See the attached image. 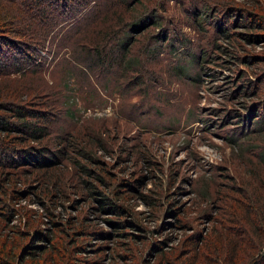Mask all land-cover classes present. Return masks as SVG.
I'll return each instance as SVG.
<instances>
[{"label":"rangeland","instance_id":"374dc122","mask_svg":"<svg viewBox=\"0 0 264 264\" xmlns=\"http://www.w3.org/2000/svg\"><path fill=\"white\" fill-rule=\"evenodd\" d=\"M218 3L227 7L225 12L216 9L214 0H138L128 9L113 11L114 16H103L96 25L97 40L111 38L112 49L118 51L117 42L126 32L132 41L124 68L115 66L116 59L111 69L94 68L95 76L83 58L57 52L56 47L47 58L0 61V88L5 92L0 103L36 112L41 118L33 120L46 125L50 137L43 143H22L14 140V131H0V139L7 148L32 145L36 169L61 166L67 171L65 212L82 220L86 216V230L104 234L80 237L91 245L82 257L103 264H144L143 256L156 239L165 240V250L171 248L173 256L185 252L198 236L215 241L210 234L214 225L221 232L224 227L232 230L244 248L253 244L264 251V239L244 214L247 206L264 237L256 201L257 194L264 198V0ZM153 8L158 17L150 23ZM117 12L124 13L126 23ZM1 13L7 12L1 8ZM231 13L262 26L233 27ZM9 15L0 19L1 28L12 27L8 22L15 20L14 13ZM20 25L29 34L33 31ZM241 34L260 38L248 42ZM38 51L45 56V48ZM236 52L254 58L245 65L232 56ZM79 150L96 161L90 168L103 180L95 181L96 189L121 205L139 228L122 230L138 237L127 241L114 236L107 220L117 216L91 207L97 202L81 189L76 175V165L86 164ZM21 168L29 172L33 167L24 163ZM36 169L32 174L37 176ZM20 178L21 189L29 184L39 191L37 181ZM127 179H136L131 183L144 198L125 191L121 182ZM32 199L28 196L18 205L32 210L34 226L44 229L45 215ZM237 218L243 223L236 224ZM16 223L24 228L22 221ZM117 240L132 248L143 244L141 256L136 254L134 261L113 258ZM208 249L206 255L217 262V254Z\"/></svg>","mask_w":264,"mask_h":264},{"label":"trees","instance_id":"16d2710c","mask_svg":"<svg viewBox=\"0 0 264 264\" xmlns=\"http://www.w3.org/2000/svg\"><path fill=\"white\" fill-rule=\"evenodd\" d=\"M137 1L0 0V19L3 17L9 18L11 16L9 12H13L15 17V20L9 19V27L12 25L10 29L0 27V61L2 58H13L12 61L20 63V58H47V55L51 52V48L56 47L57 52L63 50V53H68L74 58H83L87 61L91 66L90 68L94 76V68L111 69L116 59L118 62L115 66L124 68V64L129 62V60L125 61V58H129V55H126L129 50L128 46L132 41L127 36L128 32L121 36L123 38L119 43L117 42L121 51L113 50L111 38L102 36L100 39H96V25L98 21L102 20L103 16H114L116 12L113 11L117 9H128ZM214 1L216 9L220 8V10H224L223 12H225L227 7L224 8L222 5H219V0ZM1 8L7 12L5 15H2ZM156 8L158 9L159 7ZM161 9L162 11L165 10V8ZM117 13L120 16L118 17L119 20L124 21L123 24L126 23L124 13ZM24 17L27 21L35 24L39 32L32 29L30 24L24 20ZM155 17L158 16H156V9L153 8L150 23L155 21ZM231 17L235 21L233 27L245 26L249 29L252 27L258 29L262 26L261 23L253 24L252 22L248 23L249 21H243L241 15L234 14ZM20 23H25L26 27L33 31L29 34L27 31L21 30ZM222 30H225V27ZM131 31L135 32L136 30L132 28ZM241 35L248 42L256 41L255 39L260 38L259 36L250 34ZM15 37L17 38L14 39ZM40 41L46 47H43L44 44H40ZM43 48H45V56L40 57L38 49ZM232 56L245 65L252 61V57L254 58V56H240L237 52L233 53ZM256 58L257 56H255ZM105 63L108 64V67L105 66ZM1 81L2 78H0ZM256 85L258 86V83ZM4 93H2V89L0 88V100L5 95ZM1 111L8 113V116H3ZM9 115L20 119V121L15 119L17 122H10L8 117L11 116ZM35 118L41 117H38L33 110L25 108L24 105H15L11 108L7 103H0V131H6L8 133L14 131L17 133L14 136V140L17 142L37 141L43 143L45 139H50L47 126L37 123L33 120ZM18 147V144H15V147L7 148L2 143V139H0V264H41V262L42 264H103L94 258L88 260L86 256L82 257L81 255L82 252L88 251L87 248L91 246L90 242H84L80 239L81 236H86L88 233H91L94 238L97 236L101 237L104 234L97 231L94 233L87 231L86 216H83L82 220V217L70 215V213L67 214L65 212L66 204L64 201L66 200V196L62 189L66 184L67 171H64L61 166L41 167V170L36 169L38 168L37 163L39 162L35 161L37 159H34L37 157V152L33 149L34 147L32 145L24 146L23 148ZM79 156L85 159L86 164L76 165L72 163V165L77 166L78 174L76 173V175L81 180V189H84L88 196L97 202L96 205H91V207L95 211L99 209V211L117 216L114 220H107L114 230V236L117 235V237H122L123 239H127V241L131 240V237H138L132 231L126 233L122 230L125 228L139 230L138 226L131 221L129 214L126 213L123 207L96 189L95 181L103 180L95 173V167L90 168L91 163H96L95 159L91 158L82 150H79ZM24 163L31 165L33 167L32 170L29 172L21 171V165ZM35 169L40 172L37 176L32 174ZM23 176L30 177L28 181L30 183L37 181L39 191L35 192V190H32L29 184L21 189L20 177ZM85 176L88 177L87 180H85ZM141 178L139 177L137 179V184H140ZM131 181H136V179ZM131 181L129 179L123 180L121 182L122 187L128 193H133L134 196L140 197L141 193L137 192V184H133ZM28 196L33 198L31 200L32 202L40 205L45 215L44 223L47 225L44 229L34 226L36 216L32 210L18 205L21 200ZM141 196L143 197V195ZM257 198L256 201L259 204V210L263 214L262 219L257 220L259 223L264 221V198L259 194H257ZM259 200L260 203L258 202ZM46 203L49 204L46 205ZM77 203L78 199L76 198L71 205L77 207ZM238 205H240V202ZM171 206L172 204H170ZM242 208L244 206L240 207V209ZM248 209L246 206V213L244 214H246L249 223L254 227L258 238L263 241L264 237L260 234L261 232L256 222L252 219V215ZM122 216L124 218L120 219ZM16 221H22L24 228L21 229ZM235 223L242 224L243 219L240 220V218H237ZM216 228L214 225L210 230V234H213L215 241L212 240L211 242V240H205L204 237L198 236L197 240L195 239V242L191 243V247L185 252L173 256L172 253L174 252H170L171 248H169V251L165 250V240L159 241V239H156L150 245L148 254L143 256V263L197 264V262H201V264H264V251L261 253L259 252L260 249L257 251L260 246L251 244L248 247L244 241L247 246V248H244L241 242L236 239L238 235L233 234L232 230H227L224 227V230L221 232L216 230ZM116 244L118 247L114 250L113 258H128L129 261H134L136 254L139 257L142 254L143 244L139 248L130 247L129 243L124 240H117ZM208 248H211L217 254L219 259L217 262L206 255L209 251Z\"/></svg>","mask_w":264,"mask_h":264}]
</instances>
